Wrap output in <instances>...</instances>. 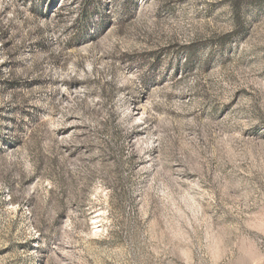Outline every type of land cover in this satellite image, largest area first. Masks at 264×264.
Returning a JSON list of instances; mask_svg holds the SVG:
<instances>
[{"label":"rangeland","instance_id":"1","mask_svg":"<svg viewBox=\"0 0 264 264\" xmlns=\"http://www.w3.org/2000/svg\"><path fill=\"white\" fill-rule=\"evenodd\" d=\"M0 264H264V0H0Z\"/></svg>","mask_w":264,"mask_h":264}]
</instances>
